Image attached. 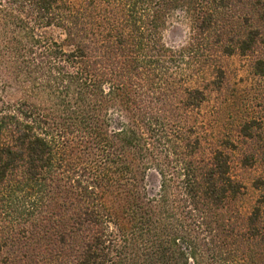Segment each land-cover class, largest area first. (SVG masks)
<instances>
[{
    "label": "trees",
    "instance_id": "1",
    "mask_svg": "<svg viewBox=\"0 0 264 264\" xmlns=\"http://www.w3.org/2000/svg\"><path fill=\"white\" fill-rule=\"evenodd\" d=\"M258 1L0 0V84L26 93L0 98V184L43 264H264V194L231 205V143L191 118L222 88L215 67L199 81L204 60L262 42ZM176 13L180 49L162 38Z\"/></svg>",
    "mask_w": 264,
    "mask_h": 264
},
{
    "label": "rangeland",
    "instance_id": "2",
    "mask_svg": "<svg viewBox=\"0 0 264 264\" xmlns=\"http://www.w3.org/2000/svg\"><path fill=\"white\" fill-rule=\"evenodd\" d=\"M256 3L255 11L250 12L249 22L262 36V42L244 56L237 52L230 55L215 52L210 60H204L199 81L211 78L209 75L215 67L221 71L222 88L210 94L191 117L203 124L213 148L221 142L231 143L226 148L229 175L241 186L231 205L242 216H247L260 195L264 194V188L256 186L258 179L264 178V76L258 75L254 69L257 60H264V0ZM189 36L183 15H171L162 31L164 44L180 49L186 46ZM25 95L15 83L4 89L0 84V98L5 102L16 101ZM156 184V176L148 172L145 179L147 189L154 191ZM5 189V184H0V264H43L44 252L41 249L49 246H45L47 243L42 237L23 220L14 218L12 221L9 206L4 200ZM43 231L49 233L46 229ZM14 233L19 239L12 241ZM52 246L59 247L54 242ZM254 250L255 258L264 261V242Z\"/></svg>",
    "mask_w": 264,
    "mask_h": 264
}]
</instances>
